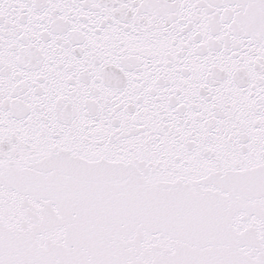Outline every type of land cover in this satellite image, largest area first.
<instances>
[{
    "label": "snow or ice",
    "instance_id": "6c2138e0",
    "mask_svg": "<svg viewBox=\"0 0 264 264\" xmlns=\"http://www.w3.org/2000/svg\"><path fill=\"white\" fill-rule=\"evenodd\" d=\"M0 264H264V0H0Z\"/></svg>",
    "mask_w": 264,
    "mask_h": 264
}]
</instances>
